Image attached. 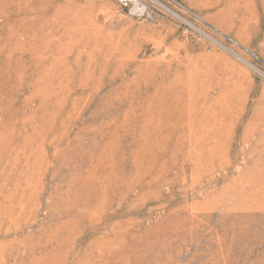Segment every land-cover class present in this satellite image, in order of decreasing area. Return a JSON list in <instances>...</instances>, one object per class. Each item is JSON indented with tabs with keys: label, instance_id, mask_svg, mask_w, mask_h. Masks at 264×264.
Here are the masks:
<instances>
[{
	"label": "rangeland",
	"instance_id": "1",
	"mask_svg": "<svg viewBox=\"0 0 264 264\" xmlns=\"http://www.w3.org/2000/svg\"><path fill=\"white\" fill-rule=\"evenodd\" d=\"M182 2L0 0V264H264V0Z\"/></svg>",
	"mask_w": 264,
	"mask_h": 264
},
{
	"label": "built area",
	"instance_id": "2",
	"mask_svg": "<svg viewBox=\"0 0 264 264\" xmlns=\"http://www.w3.org/2000/svg\"><path fill=\"white\" fill-rule=\"evenodd\" d=\"M123 14L155 21L160 15L169 17L185 29L195 30L199 17L191 12L182 0H116Z\"/></svg>",
	"mask_w": 264,
	"mask_h": 264
},
{
	"label": "bare ground",
	"instance_id": "3",
	"mask_svg": "<svg viewBox=\"0 0 264 264\" xmlns=\"http://www.w3.org/2000/svg\"><path fill=\"white\" fill-rule=\"evenodd\" d=\"M201 21L203 22V20L201 19Z\"/></svg>",
	"mask_w": 264,
	"mask_h": 264
}]
</instances>
